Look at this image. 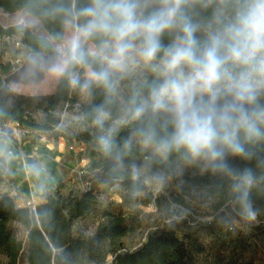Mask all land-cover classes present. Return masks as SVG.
<instances>
[{
	"label": "clouds",
	"instance_id": "1",
	"mask_svg": "<svg viewBox=\"0 0 264 264\" xmlns=\"http://www.w3.org/2000/svg\"><path fill=\"white\" fill-rule=\"evenodd\" d=\"M13 27L27 44L7 92L78 97L73 121L113 179L160 188L195 171L226 181L232 210L256 219L264 0H25Z\"/></svg>",
	"mask_w": 264,
	"mask_h": 264
},
{
	"label": "trees",
	"instance_id": "2",
	"mask_svg": "<svg viewBox=\"0 0 264 264\" xmlns=\"http://www.w3.org/2000/svg\"><path fill=\"white\" fill-rule=\"evenodd\" d=\"M24 4L25 0H0V10L14 13L21 11ZM0 35L18 34L14 27H0ZM22 41L27 44L25 38ZM10 72L11 65L0 62V124L10 120L20 126L46 132L60 128L63 124L60 114L65 103H76L78 97L59 89L50 95L38 97L9 94L6 79ZM32 108L44 113L42 123L32 118L29 113ZM54 136L56 140L64 137L59 132ZM134 156L139 158L138 153H134ZM0 163L1 185L5 162L0 159ZM234 163L239 165L241 162ZM87 171V178L93 182L121 184L124 188L122 204L125 206L135 203L161 205L163 199L148 192L146 183L134 184L129 177L113 179V174L99 153ZM180 179L188 189L201 191L203 199L217 201L218 207L228 204L226 181L206 175ZM62 188L63 184L58 182L56 190L48 194L45 202L37 205L34 211L18 207L11 197L0 199V264H18L22 252L23 243L11 233V224L21 225L27 233V264H105L109 257L112 258L111 264H196L185 240L177 237L175 231L167 226L148 233L141 246L135 250L126 248L122 239L134 229L122 214L113 215L103 211L101 221L92 233L74 235V223L93 217L101 202L92 191L63 195L60 193ZM253 200L257 212L264 214V190L254 191Z\"/></svg>",
	"mask_w": 264,
	"mask_h": 264
},
{
	"label": "rangeland",
	"instance_id": "3",
	"mask_svg": "<svg viewBox=\"0 0 264 264\" xmlns=\"http://www.w3.org/2000/svg\"><path fill=\"white\" fill-rule=\"evenodd\" d=\"M20 12L6 13L0 10V27L3 29L12 28L13 20ZM22 51L16 52L11 47L0 49V62L8 63V60L14 58L16 54L22 53ZM16 79L17 74L9 75L6 79L7 85ZM54 91L55 89H52L47 93L39 95L28 93H21L19 95L47 96L54 93ZM29 113L37 123H42L45 117L44 113L36 111L34 108L29 109ZM76 113L77 109H72L65 114L61 112L62 126L50 132L22 126L21 132L23 133L24 130L28 132L20 140L14 135V129H12L14 125L5 127V123L9 124L6 121L0 124V159L5 162L3 183L0 185V199L5 197L12 189L15 181V172L13 173L12 171L16 169L15 171L27 170V173L30 172L29 166H27L29 156L25 153L22 152L25 160L24 167L14 161L13 155L20 154V145L33 144L37 146V144L41 143H36V140L49 141V144H51L50 148L53 149V146L61 148V152L55 153L52 159L53 164L57 163L61 166V163L63 164L68 157H71L72 153H75L68 150V146L82 144L85 145V152L82 154L75 153V155L78 158L82 156L90 161L96 160L98 151L96 150L93 137L89 131L75 124L73 117ZM42 132L47 133V135L42 136ZM57 132L61 133L64 137L56 140L54 134ZM78 138H80L79 141L77 140ZM57 142H61L63 145L58 146ZM64 147L67 149L66 151L63 149ZM34 150L33 148V152H29L28 154L34 155ZM51 152L49 150V154L52 155ZM76 171L70 172L71 175L64 173L63 178L59 179L63 184V188L60 190L61 194L68 195L70 192L79 193L83 191V186L79 181ZM196 175L199 174L190 170L180 178ZM58 182L56 183L55 180L53 191L48 194L56 190ZM146 185L148 192H151L154 197L163 199L160 206L157 207L154 204L145 206L140 203L125 206L122 204L121 196L124 188L121 184L108 185L99 181L94 182L91 191L101 202V206L93 217L86 220H77L74 223V235L92 233L101 221V213L108 211L113 215H124L132 225L134 231L122 239L124 246L130 250L140 247L147 238L148 233L167 226L175 231L177 237L185 240L196 264H264L263 213L257 212V219L260 224L256 225L246 222L231 207H223L224 209H222L218 207L217 201H207L203 199L202 195L199 196L187 192L186 188H182V186H178L175 183V177L169 179L160 188H157L151 182H146ZM213 214H215L214 217ZM192 215L195 218L193 224L190 225L188 223L192 221ZM230 226L233 228L232 231L228 230ZM9 229L23 243L18 264H27L28 244L26 231L19 224H11Z\"/></svg>",
	"mask_w": 264,
	"mask_h": 264
},
{
	"label": "crops",
	"instance_id": "4",
	"mask_svg": "<svg viewBox=\"0 0 264 264\" xmlns=\"http://www.w3.org/2000/svg\"><path fill=\"white\" fill-rule=\"evenodd\" d=\"M6 122H9V124L5 123V127L13 125L10 120H7ZM12 129H14V126ZM41 135L45 136L43 133H41ZM36 141V143L40 142L41 144H37V146L33 144L20 145L19 151L22 155L25 153L30 158L33 155H29L28 153L33 152V148L35 149L34 156L37 155L38 157V162L36 165L39 166V175H35L32 172L27 173V170L15 171V169L12 171L13 173L15 172V181L13 183L12 189L7 195H5L13 198L15 204L20 208L24 207L23 205L27 201L34 203L35 206L43 204L46 200L47 194L53 191L55 180L57 183L59 179L63 178L64 173L71 175L70 172L76 171L83 166L88 167L92 162L87 158H83L82 156L78 158L75 153H72L71 157H68V159L64 161L63 164L61 163V166L57 163L53 164V156L55 153H60L61 148L53 146L54 148L52 149L50 148L51 144H49V141L44 142L42 139ZM56 144L58 146L63 145L61 142H57ZM48 147L49 150L52 151V155L49 154ZM63 149L65 151L67 150L65 147ZM16 156L17 154L15 156L13 155L14 161H16L19 165L18 161L16 160ZM107 263H109V261Z\"/></svg>",
	"mask_w": 264,
	"mask_h": 264
},
{
	"label": "built area",
	"instance_id": "5",
	"mask_svg": "<svg viewBox=\"0 0 264 264\" xmlns=\"http://www.w3.org/2000/svg\"><path fill=\"white\" fill-rule=\"evenodd\" d=\"M25 44L23 43L22 41V38L21 37H18V35H0V49H3V48H7V47H11L14 51L16 52H20L23 50ZM21 54L22 53H19V54H16V56H14V58H12L11 60H8V64L11 65V72H10V75H14V74H17L15 69L18 67L19 63H20V57H21ZM3 64H5V62H1ZM80 103V101L78 100L76 103H65L64 105V108L62 110V113L65 114L67 113L68 111L72 110V109H77V104ZM13 125H14V135L16 138H18V140H20V138L28 131L24 130L23 133L21 132V127L18 123H14L13 122ZM68 150H71L72 152H75L77 154H82L85 152V145H82V144H75V145H69L68 146ZM30 161L29 163L27 164V166H31V165H36L37 162H38V157L37 155H33L31 156L30 158ZM16 160L18 161L19 164H21L22 167L25 166V160H24V156L20 153V154H17L16 156ZM87 168L86 166H83L81 167L80 169H78L76 171V174L79 178V181L80 183L82 184L83 186V191H91L92 190V186H93V181L92 180H89L87 178V175H88V171H87ZM175 183L178 185V186H182V188H186V191L189 192V193H192V194H197L199 196H201L203 193L201 191H198V190H194V189H188L186 183L180 179V178H175ZM207 201H210V200H207ZM25 208H28L30 209L31 211H34L36 206L30 202V201H27L24 203L23 205ZM224 207H231L229 204H226ZM222 209H224L222 207ZM215 216V214H213V217ZM186 218H189V217H186ZM194 216L192 215V221L188 224H193L194 222ZM251 223L253 224H260V222L258 221L257 217L254 221H251ZM263 223V222H261ZM228 230L232 231L233 228L230 226L228 227ZM111 257H109L108 261L109 263H111Z\"/></svg>",
	"mask_w": 264,
	"mask_h": 264
}]
</instances>
